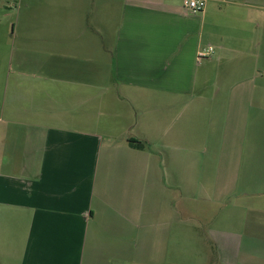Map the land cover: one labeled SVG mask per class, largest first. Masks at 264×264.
Here are the masks:
<instances>
[{"label": "crops", "instance_id": "0c3cea01", "mask_svg": "<svg viewBox=\"0 0 264 264\" xmlns=\"http://www.w3.org/2000/svg\"><path fill=\"white\" fill-rule=\"evenodd\" d=\"M10 1L0 264H264V0Z\"/></svg>", "mask_w": 264, "mask_h": 264}, {"label": "rangeland", "instance_id": "374dc122", "mask_svg": "<svg viewBox=\"0 0 264 264\" xmlns=\"http://www.w3.org/2000/svg\"><path fill=\"white\" fill-rule=\"evenodd\" d=\"M12 3L13 1H10ZM14 3V2H13ZM7 0H0V16L7 12L9 13V17L1 16L0 17V61L2 62V65L4 66L7 61V55L11 52V46L13 44L12 42V30H11V24L14 22L15 18V12L16 7L11 5V9L3 10L2 6H6ZM2 5V6H1Z\"/></svg>", "mask_w": 264, "mask_h": 264}, {"label": "built area", "instance_id": "2783aa9c", "mask_svg": "<svg viewBox=\"0 0 264 264\" xmlns=\"http://www.w3.org/2000/svg\"><path fill=\"white\" fill-rule=\"evenodd\" d=\"M206 1L207 0H186L185 7L190 12L198 13V12H201L205 8ZM212 53H214V48L212 46L201 48L197 53L198 59L207 57L211 55Z\"/></svg>", "mask_w": 264, "mask_h": 264}]
</instances>
